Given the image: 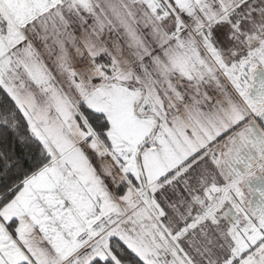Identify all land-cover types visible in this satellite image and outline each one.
I'll list each match as a JSON object with an SVG mask.
<instances>
[{"label":"snow or ice","instance_id":"1","mask_svg":"<svg viewBox=\"0 0 264 264\" xmlns=\"http://www.w3.org/2000/svg\"><path fill=\"white\" fill-rule=\"evenodd\" d=\"M0 264H264V0H0Z\"/></svg>","mask_w":264,"mask_h":264}]
</instances>
